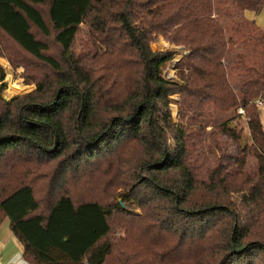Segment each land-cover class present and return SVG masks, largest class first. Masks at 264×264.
<instances>
[{
  "label": "trees",
  "instance_id": "obj_1",
  "mask_svg": "<svg viewBox=\"0 0 264 264\" xmlns=\"http://www.w3.org/2000/svg\"><path fill=\"white\" fill-rule=\"evenodd\" d=\"M263 8L0 0V43L45 68L32 91L0 97V224L8 218L26 261L110 264L117 255L139 264L146 252L160 264H264V128L254 103L264 98V28L245 17ZM158 36L189 51L179 81L162 74L175 51L152 50ZM127 187L121 201L141 213L116 197ZM230 192H242V224L223 202ZM113 225L126 236L110 238ZM134 231L142 239L130 246Z\"/></svg>",
  "mask_w": 264,
  "mask_h": 264
},
{
  "label": "rangeland",
  "instance_id": "obj_2",
  "mask_svg": "<svg viewBox=\"0 0 264 264\" xmlns=\"http://www.w3.org/2000/svg\"><path fill=\"white\" fill-rule=\"evenodd\" d=\"M44 40L49 44L50 50L48 52L50 54L52 53L55 54L54 53L55 48L53 47L50 39L44 38ZM149 45L152 50H163V51L173 50L175 51L173 57L163 66L162 74L166 79L179 81V78L177 77V67H176L177 65L176 64L189 51L186 50L184 46L181 47V45L178 46L173 43H170L169 41L165 40L162 36H158L157 38H155L152 42H150ZM3 47L5 50L4 52H2V55L0 56V68H2L4 71V79L0 81V84L4 83V88L0 91V97L4 101H9L13 97H16V96L32 91L35 88V84L32 78H35V76L39 77L40 75H42V73L45 72V68L42 66V64L38 63L36 60L27 56L22 51L14 47L11 42L4 41L3 43H0V50ZM22 58H24L28 64L24 62H19L17 65H13L10 61L12 60V61L18 62V61H21ZM29 63L34 64V66L27 67ZM12 85H18L19 91L18 93L8 95L6 91ZM169 99H170L169 110H170V116H171L170 118L173 124H177L180 121V110H179L180 109L179 108L180 95L179 93H172L169 95ZM237 110L238 108L231 111V115L232 116L237 115L238 114ZM259 112L261 115V121H262V125L264 128V104L259 107ZM242 116L243 118L240 119L238 122V127H242L243 132L247 134L248 128H247V123H246V118H245L246 116L245 111ZM207 130H210V127H207ZM130 191L131 189H129V187L123 190L119 189L118 191H116V197L118 198L119 201H121V197L123 195L129 194ZM241 199H242V192H230L229 194H227V196H225V198L223 199V202L224 204H226L225 206H228V207L230 206L233 211L234 210L236 211V213L238 214V222L242 224L244 222L246 209L243 207ZM121 203H122V206L128 209L129 211L133 213H141V210L136 207L137 204L132 203L131 201L129 202L126 201L124 203L121 201ZM163 218H167V217L163 216ZM154 222L155 224L153 225L155 227L157 226L158 223L157 221H154ZM8 223H9L8 218H4L0 226V232L1 230H6V232H9ZM156 228L160 230V226ZM125 236L126 234L123 229H120L118 225H113L110 238H124ZM168 236L171 237L169 241L173 240L174 242H176L179 239V238L174 239V236L171 232H169ZM129 238H130L129 240L130 246H133L136 240L137 242H139L138 239H142L141 237H137V233L135 231L130 233ZM143 241L146 242L144 239ZM153 249L157 250L159 248L153 247ZM151 251H152V247H151L150 252ZM116 257L117 255L112 257L110 264H117ZM184 257L189 258V255H187L185 252ZM141 258L142 260H141V263L139 264H160V261H158L156 257L150 256L146 252H145V255L143 256L141 255ZM19 261L24 262L22 259H20ZM174 263L175 262H171L170 264H174Z\"/></svg>",
  "mask_w": 264,
  "mask_h": 264
},
{
  "label": "crops",
  "instance_id": "obj_3",
  "mask_svg": "<svg viewBox=\"0 0 264 264\" xmlns=\"http://www.w3.org/2000/svg\"><path fill=\"white\" fill-rule=\"evenodd\" d=\"M245 17L253 20L257 26L264 28V8L258 14L247 11ZM8 229L9 232H6V230H1L0 232V264H15L16 262H18L16 264H31L23 258V247L13 235L10 229V222L8 223ZM20 259L24 262L19 261Z\"/></svg>",
  "mask_w": 264,
  "mask_h": 264
},
{
  "label": "built area",
  "instance_id": "obj_4",
  "mask_svg": "<svg viewBox=\"0 0 264 264\" xmlns=\"http://www.w3.org/2000/svg\"><path fill=\"white\" fill-rule=\"evenodd\" d=\"M255 105L260 107L264 104V98L263 97H258L257 99H255L254 101ZM238 114H244V110L242 108H238L237 110Z\"/></svg>",
  "mask_w": 264,
  "mask_h": 264
},
{
  "label": "bare ground",
  "instance_id": "obj_5",
  "mask_svg": "<svg viewBox=\"0 0 264 264\" xmlns=\"http://www.w3.org/2000/svg\"><path fill=\"white\" fill-rule=\"evenodd\" d=\"M16 84H17V83H16ZM18 91H19V87H18V85H12V86L9 87V89L6 91V93H7L8 95H11V94L18 93Z\"/></svg>",
  "mask_w": 264,
  "mask_h": 264
},
{
  "label": "water",
  "instance_id": "obj_6",
  "mask_svg": "<svg viewBox=\"0 0 264 264\" xmlns=\"http://www.w3.org/2000/svg\"><path fill=\"white\" fill-rule=\"evenodd\" d=\"M182 47V46H181Z\"/></svg>",
  "mask_w": 264,
  "mask_h": 264
}]
</instances>
